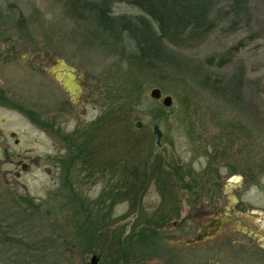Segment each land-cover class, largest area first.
Masks as SVG:
<instances>
[{
    "label": "rangeland",
    "instance_id": "obj_1",
    "mask_svg": "<svg viewBox=\"0 0 264 264\" xmlns=\"http://www.w3.org/2000/svg\"><path fill=\"white\" fill-rule=\"evenodd\" d=\"M100 3L0 0V92L11 100L0 103V264H90L92 253L74 239L81 227L113 238L108 257L128 234L159 231L162 245L130 264H264V0H249L241 18L219 0L203 40L170 48L200 78L211 74L232 87L241 79L238 100L175 76L164 90L151 85L155 75L132 73L128 35L118 44L86 10ZM112 10L114 17L141 14L127 3ZM61 61L76 69L79 102L60 84ZM134 79L142 101L121 110L117 98ZM156 87L173 98L170 108L151 97ZM127 179L136 188L117 190ZM211 203H232L229 230L237 250L249 245L248 255L207 247L185 255L182 243L195 234L184 233L194 223H172Z\"/></svg>",
    "mask_w": 264,
    "mask_h": 264
},
{
    "label": "trees",
    "instance_id": "obj_2",
    "mask_svg": "<svg viewBox=\"0 0 264 264\" xmlns=\"http://www.w3.org/2000/svg\"><path fill=\"white\" fill-rule=\"evenodd\" d=\"M219 0H102L100 7H96L97 10L91 6L86 5V10L92 14V17L98 22L97 25L102 28V31L121 44L125 37L123 34L128 35L129 42L132 45V51L130 56V70L136 74L155 75L156 78L152 79L151 85L161 86L164 90H168V85L171 82V78L175 76L179 77L177 80L183 85L189 80L195 82L200 87L218 95L227 92L239 99L241 96L242 80L237 79L233 84L225 85L221 81L220 77H213L205 75V78H200L198 72L190 67L188 63L184 62L178 55L171 51V47L184 46L189 41L199 40L207 36L215 27V22L211 20L212 8ZM229 1V14L234 15L237 18L248 17L249 15V0H227ZM130 4L135 7L139 13L136 17H114L113 6L115 4ZM78 4V3H76ZM75 4V5H76ZM108 33V34H107ZM197 68V67H196ZM167 73L168 75H165ZM237 78V77H235ZM124 88L121 94L123 103L121 101V110L130 106V102H133L134 98L137 101H142L141 87L139 81L131 80ZM140 94V96H139ZM120 96V95H119ZM130 99V100H129ZM4 100L11 103V100L4 96ZM115 101V100H114ZM16 108L29 116L32 115L30 110L22 108V106H16ZM36 122V121H35ZM39 127H44L46 124H42L40 120L36 123ZM46 127V126H45ZM78 134L72 137V143L78 146L79 143ZM75 156L79 157V151H75ZM127 179L123 182V187L120 186L117 190L136 188L134 182ZM117 187V186H116ZM94 212L93 217L99 220L101 210ZM95 215H97L95 217ZM94 220V221H96ZM94 223V222H93ZM150 223V221H149ZM150 226H155L149 224ZM149 227V226H148ZM150 228V227H149ZM157 228V226H155ZM94 228H83L74 235V239H77L79 246L86 252L99 253L102 256L103 261L112 262L113 264H130L133 260H137L138 252L144 253L147 251H156L158 247L162 245V237L159 231L156 229L148 230V228H142L138 232L135 231L132 234L125 236V240L121 241L122 245L119 251L117 250V256L105 254L106 249H109L110 243L113 238L104 239L103 235L91 236V232ZM8 231V230H6ZM5 230L2 231L5 234ZM124 229L119 234H123ZM7 235V234H6ZM12 239V237L10 238ZM102 239V240H101ZM23 245L25 252H30L27 243H19ZM16 245V244H15ZM98 249V250H97ZM30 250H32L30 248ZM41 251L40 248H35L33 252ZM40 263L42 259L36 257Z\"/></svg>",
    "mask_w": 264,
    "mask_h": 264
},
{
    "label": "flooded vegetation",
    "instance_id": "obj_3",
    "mask_svg": "<svg viewBox=\"0 0 264 264\" xmlns=\"http://www.w3.org/2000/svg\"><path fill=\"white\" fill-rule=\"evenodd\" d=\"M12 57V51H9ZM2 57V54H1ZM38 58L36 57L34 60H37ZM53 60V58L51 59ZM64 63L66 64L67 67L69 68H73L67 65V63L64 61ZM60 64V63H59ZM61 65V64H60ZM61 66L58 69L59 71L56 72L59 75V81L60 84L64 87L65 91H67L68 93H70L71 95L75 96V100L73 101H77L79 102V100L81 99L82 95H83V86L81 85L80 81L76 80L77 79V75L75 74V72H71L73 74L76 75V79L75 82L77 83V85L81 88V92L79 93L77 88L75 89V92H72L65 83V79H67V75L69 72L66 71L65 69L61 70ZM62 77H64L65 79H62ZM5 92H0V103L3 104L4 102H6L4 100V96H6V94H4ZM7 103V102H6ZM7 104H10V102H8ZM211 208L210 209H206L203 207V205H201V207L199 209H197V211H193L194 213L192 215H189L188 213L181 219L180 223L178 221H174L172 223V225L174 227H180V226H184L186 224H192V227H190V229H187V232L184 233L187 236H191L192 234H195V236L193 238H188L185 242L182 243L183 246L187 247V249L189 251H186L185 255H189V254H193L197 251L200 250V248H208L210 251L215 252V253H226L228 255H230L233 258H236V256L238 255H248L249 254V250H248V244H244V243H240L242 245H240L241 249L237 250V244L234 242L232 235H234V231L232 232L231 230H229L230 226L235 224L236 220L235 218H233V206L232 203L228 204V205H220L217 203H211ZM89 222V221H88ZM229 232V236H226L227 233ZM189 236V237H190ZM181 245V246H182ZM225 251V252H224ZM92 256H98L100 259V264H113L112 262H105L102 259L101 254L99 253H92ZM91 256V257H92ZM185 260V264H186ZM208 264H210V262H208Z\"/></svg>",
    "mask_w": 264,
    "mask_h": 264
},
{
    "label": "water",
    "instance_id": "obj_4",
    "mask_svg": "<svg viewBox=\"0 0 264 264\" xmlns=\"http://www.w3.org/2000/svg\"><path fill=\"white\" fill-rule=\"evenodd\" d=\"M61 64V70L65 69L66 71H68L69 73L66 74L67 75V79H65L64 77H62V79H65V83H66V86L74 93L75 92V89L74 88H77L78 92L80 93L81 92V88L77 85V83L75 82L74 79H76V75L73 74L76 69L75 68H69L66 66V64L64 63V61H61L60 62ZM73 72V73H71ZM151 97H153L154 100H163V105L164 107L166 108H170V106L173 105L174 101H173V98L171 96H166L163 98V92L160 88L156 87L154 88L152 91H151ZM141 126H142V123L141 122H138L136 124V127H137V130L141 129ZM160 127L158 125H155L154 126V133L156 134L157 136V144L160 145L161 144V139L163 137V132L161 131V129H159ZM91 262L90 264H100V259L98 256H92L91 257Z\"/></svg>",
    "mask_w": 264,
    "mask_h": 264
}]
</instances>
